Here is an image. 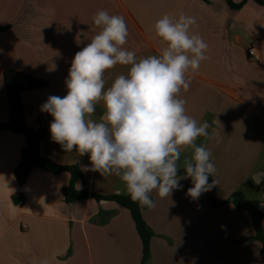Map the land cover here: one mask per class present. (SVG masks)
<instances>
[{
  "label": "crops",
  "instance_id": "crops-1",
  "mask_svg": "<svg viewBox=\"0 0 264 264\" xmlns=\"http://www.w3.org/2000/svg\"><path fill=\"white\" fill-rule=\"evenodd\" d=\"M101 9L124 17L129 32L124 47L138 59L162 50L153 25L164 14L178 18L183 12L196 18L190 30L207 42L209 59L198 71H189L190 88L180 98L186 101L187 115L210 124L209 136L199 137L196 144L212 153L214 199L221 202L241 192L258 200L264 214V7L248 1L232 10L225 0H0V124L8 118L4 71L45 81L44 88L21 95L27 109L24 122L46 131L39 143L41 157L80 174L72 178L67 171L34 167L18 187L13 172L27 146L26 136L0 131V264L141 262L140 238L127 209L93 198L65 202L69 186L100 196L127 191L119 177L90 170L89 154L80 156L75 148L65 152L54 142L53 117L41 111L49 96L66 95L71 61L99 31L93 17ZM253 42L260 53L257 62L247 54ZM129 67L118 64L107 70L106 87ZM102 111L101 103L91 118L98 121ZM192 151L181 150L179 170ZM179 184L165 198L154 190L155 208L141 207L153 232L148 264H264L246 210L232 204L213 207L207 192L193 199L188 195L190 177ZM19 193L23 200L15 204L12 197ZM261 225L264 229V217Z\"/></svg>",
  "mask_w": 264,
  "mask_h": 264
},
{
  "label": "clouds",
  "instance_id": "clouds-1",
  "mask_svg": "<svg viewBox=\"0 0 264 264\" xmlns=\"http://www.w3.org/2000/svg\"><path fill=\"white\" fill-rule=\"evenodd\" d=\"M93 23L99 31L75 53L66 95L49 96L41 106L53 117L51 139L65 152L75 148L80 156L89 154L90 170L119 177L142 208H155L151 193L169 197L182 178H191L188 195L198 199L217 181L208 183L216 173L211 151L196 144L199 137L209 136L210 124L187 115L186 101L180 98L190 88L189 71H198L209 59L207 42L190 30L196 18L164 14L153 25L162 50L139 59L124 47L129 32L123 16L101 9ZM118 64L130 66L127 74L106 87V71ZM101 103L97 121L91 117ZM189 147L193 151L183 160L185 174L178 176L181 150Z\"/></svg>",
  "mask_w": 264,
  "mask_h": 264
},
{
  "label": "trees",
  "instance_id": "trees-1",
  "mask_svg": "<svg viewBox=\"0 0 264 264\" xmlns=\"http://www.w3.org/2000/svg\"><path fill=\"white\" fill-rule=\"evenodd\" d=\"M228 7L232 10L239 9L244 3L253 1L257 5L264 7V0H242L239 4H233L231 0H225ZM3 85L6 95L7 103V122L0 124L1 130H10L26 136L27 146L22 152L21 161L14 169L13 175L16 185L21 187L28 177L30 170L34 167L42 168L52 173H59L67 171L72 178L80 176L79 172L73 167L59 166L49 159L41 157L39 151L40 140L45 137L46 131L44 129L33 130L26 126L24 117L26 114V107L21 101V95L25 92L39 90L45 87L46 82L35 78L33 76L7 70L2 74ZM184 168L179 170L178 176L184 175ZM208 183L212 184L209 177ZM127 193V192H126ZM65 202H73L76 200H84L93 198L96 201H112L122 208L129 211L131 219L134 223L136 232L140 238L142 255L140 264H148L150 259V240L153 237V232L148 228L147 224L142 218L141 206L131 200L130 196L124 195H106L100 196L89 193L87 191L78 192L72 186L64 190ZM206 197L213 207H219L225 204H232L237 210L244 209L250 216L252 226L254 229V239L257 240L262 247V254H264V229H262L261 221L264 214L260 211V202L258 200H249L243 196L241 192L231 194L226 200L218 202L214 199V186L207 191ZM23 200V196L19 193L12 197L15 204H19Z\"/></svg>",
  "mask_w": 264,
  "mask_h": 264
},
{
  "label": "built area",
  "instance_id": "built-area-1",
  "mask_svg": "<svg viewBox=\"0 0 264 264\" xmlns=\"http://www.w3.org/2000/svg\"><path fill=\"white\" fill-rule=\"evenodd\" d=\"M247 54L249 59L253 60V61H259L260 60V53L258 51V47H257V43L253 42L252 44H250L247 48Z\"/></svg>",
  "mask_w": 264,
  "mask_h": 264
},
{
  "label": "rangeland",
  "instance_id": "rangeland-1",
  "mask_svg": "<svg viewBox=\"0 0 264 264\" xmlns=\"http://www.w3.org/2000/svg\"><path fill=\"white\" fill-rule=\"evenodd\" d=\"M257 198H259V195L257 196ZM247 199L252 200V199H254V198H247Z\"/></svg>",
  "mask_w": 264,
  "mask_h": 264
},
{
  "label": "water",
  "instance_id": "water-1",
  "mask_svg": "<svg viewBox=\"0 0 264 264\" xmlns=\"http://www.w3.org/2000/svg\"><path fill=\"white\" fill-rule=\"evenodd\" d=\"M259 183H260V180H259Z\"/></svg>",
  "mask_w": 264,
  "mask_h": 264
}]
</instances>
